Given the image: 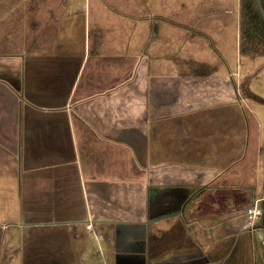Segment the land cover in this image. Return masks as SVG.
I'll use <instances>...</instances> for the list:
<instances>
[{
    "label": "crops",
    "instance_id": "1",
    "mask_svg": "<svg viewBox=\"0 0 264 264\" xmlns=\"http://www.w3.org/2000/svg\"><path fill=\"white\" fill-rule=\"evenodd\" d=\"M79 1L0 0V264H264L247 214L264 197H230L252 188L233 173L247 142L203 164L199 126L179 125L183 88L222 116L209 91L228 79L204 63L197 81L196 58L194 78L168 76L169 33L149 21L167 19L92 28Z\"/></svg>",
    "mask_w": 264,
    "mask_h": 264
},
{
    "label": "rangeland",
    "instance_id": "2",
    "mask_svg": "<svg viewBox=\"0 0 264 264\" xmlns=\"http://www.w3.org/2000/svg\"><path fill=\"white\" fill-rule=\"evenodd\" d=\"M87 1L92 28H95L93 25L97 24L96 20L105 30H137V25L140 26L141 23L139 20L134 23L136 19L133 16L154 14L167 19L168 22L164 23L157 22L156 18L149 21H152L154 25L162 24L163 30L169 33L168 61H165L169 67H167L168 76L194 78L191 75L194 71L193 65L189 61L196 58L202 63L201 71H194L201 73V79L197 81H204L208 74L204 71L207 72L210 69L204 63L213 65L211 72L214 80L220 77L228 79L225 87L209 91L214 100V95L219 91L226 94L225 102H222L225 104V115L223 113L222 116L213 117V107L206 110V107H209L207 102H200L199 98L195 101L191 100L188 95L190 91L186 87L183 88L179 94L183 110L179 125L186 128L199 126L197 132L200 141L199 159L201 163L203 161V164L223 155L226 150L229 154V146L233 155H241L239 148H242V142L244 145L247 142V150L242 151V153L246 152L247 157L233 167V173L240 175L239 180H247L251 183L252 188L242 191V197L236 198L235 193H230V197L239 205L238 207L245 210L247 206L254 205L251 195L264 197V45H262L261 34L258 40L249 44L246 41L248 38L242 34L241 0ZM84 3L85 0H80L76 2V6L79 8ZM243 43L247 44L253 53L247 52L242 55L240 51ZM176 89L177 86L172 87L173 93H177ZM170 95H173L171 91ZM189 102H193L192 108H188ZM216 110L218 111V108ZM169 114H172L171 109ZM217 117L220 119L216 120ZM217 122L218 125H216ZM169 126H172L170 122ZM223 142L227 144V148L223 151L214 150ZM228 160L230 159L222 158L215 165L223 167L224 162ZM256 205L262 209L261 203ZM119 258L123 259V256L114 261L105 259L95 263L128 264ZM79 264L89 263L80 262Z\"/></svg>",
    "mask_w": 264,
    "mask_h": 264
},
{
    "label": "trees",
    "instance_id": "3",
    "mask_svg": "<svg viewBox=\"0 0 264 264\" xmlns=\"http://www.w3.org/2000/svg\"><path fill=\"white\" fill-rule=\"evenodd\" d=\"M241 15L242 34L248 38L247 43L258 40L261 34L262 45H264V0H241ZM249 49L250 47L243 43L240 52L242 55L247 52L253 53V50Z\"/></svg>",
    "mask_w": 264,
    "mask_h": 264
},
{
    "label": "built area",
    "instance_id": "4",
    "mask_svg": "<svg viewBox=\"0 0 264 264\" xmlns=\"http://www.w3.org/2000/svg\"><path fill=\"white\" fill-rule=\"evenodd\" d=\"M263 210L260 207L255 205L254 207L247 210L248 216H251L252 220H258L262 217Z\"/></svg>",
    "mask_w": 264,
    "mask_h": 264
},
{
    "label": "flooded vegetation",
    "instance_id": "5",
    "mask_svg": "<svg viewBox=\"0 0 264 264\" xmlns=\"http://www.w3.org/2000/svg\"><path fill=\"white\" fill-rule=\"evenodd\" d=\"M262 210H263V209H262ZM261 220H263V223H264V210H263V213H262Z\"/></svg>",
    "mask_w": 264,
    "mask_h": 264
},
{
    "label": "water",
    "instance_id": "6",
    "mask_svg": "<svg viewBox=\"0 0 264 264\" xmlns=\"http://www.w3.org/2000/svg\"><path fill=\"white\" fill-rule=\"evenodd\" d=\"M262 204V209L264 210V200L261 202Z\"/></svg>",
    "mask_w": 264,
    "mask_h": 264
}]
</instances>
